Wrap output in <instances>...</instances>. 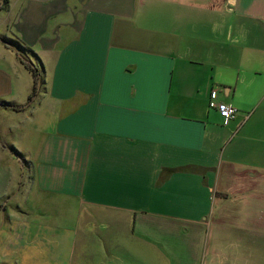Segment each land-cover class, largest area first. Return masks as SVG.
<instances>
[{"label":"crops","instance_id":"0c3cea01","mask_svg":"<svg viewBox=\"0 0 264 264\" xmlns=\"http://www.w3.org/2000/svg\"><path fill=\"white\" fill-rule=\"evenodd\" d=\"M9 36L42 79L4 109L34 79L0 44L13 262L264 264V0H6Z\"/></svg>","mask_w":264,"mask_h":264},{"label":"trees","instance_id":"16d2710c","mask_svg":"<svg viewBox=\"0 0 264 264\" xmlns=\"http://www.w3.org/2000/svg\"><path fill=\"white\" fill-rule=\"evenodd\" d=\"M6 3V0L1 1L0 11L2 8V3ZM0 44L6 46L7 49L13 51L16 54L17 59L20 61L21 65H23L29 73L32 75L34 79V88L32 89V93L29 97V102L25 106H12V105H2L4 109L13 111V112H23L27 109V107L35 101V99L39 96L40 88L42 86V79L39 73V69L32 62L31 58L37 59L36 53H34L31 49L26 47L24 43L20 40H6L0 38ZM12 151V150H11ZM14 155L17 156L20 160V155L18 152L13 151Z\"/></svg>","mask_w":264,"mask_h":264},{"label":"built area","instance_id":"2783aa9c","mask_svg":"<svg viewBox=\"0 0 264 264\" xmlns=\"http://www.w3.org/2000/svg\"><path fill=\"white\" fill-rule=\"evenodd\" d=\"M219 91L213 90L209 96V107L210 110L218 112L222 118L223 125L226 127L234 121L238 115V111L231 105H227L219 100Z\"/></svg>","mask_w":264,"mask_h":264},{"label":"rangeland","instance_id":"374dc122","mask_svg":"<svg viewBox=\"0 0 264 264\" xmlns=\"http://www.w3.org/2000/svg\"><path fill=\"white\" fill-rule=\"evenodd\" d=\"M7 2H8V1H7ZM9 39H10V40H13L11 36H9ZM8 41H9V40H8ZM0 137H1V135H0ZM8 138H10L11 140H13L11 137H8ZM8 150H9V149H8ZM9 153H10L11 155H14V152H13V151H10V150H9ZM6 219H7V217L3 218L2 215H1V212H0V264H14V262H15L16 264H18V263L16 262V260L13 262V260H12V255L10 254L9 250H7V249L5 248L4 243L1 241V238H2L3 236H6V235H4V234H5V233H4L5 230H6V229L9 227V225H10V224H8V221H7L6 224H4L5 221H6ZM2 230H3V232H2ZM8 254H9V255H8ZM20 259H22V258H20Z\"/></svg>","mask_w":264,"mask_h":264},{"label":"water","instance_id":"95a60500","mask_svg":"<svg viewBox=\"0 0 264 264\" xmlns=\"http://www.w3.org/2000/svg\"><path fill=\"white\" fill-rule=\"evenodd\" d=\"M2 217L4 218V216L2 215Z\"/></svg>","mask_w":264,"mask_h":264}]
</instances>
